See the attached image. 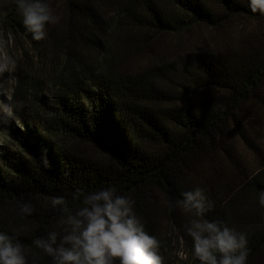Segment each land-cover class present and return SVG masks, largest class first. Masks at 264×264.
Masks as SVG:
<instances>
[{"label":"trees","instance_id":"16d2710c","mask_svg":"<svg viewBox=\"0 0 264 264\" xmlns=\"http://www.w3.org/2000/svg\"><path fill=\"white\" fill-rule=\"evenodd\" d=\"M50 4L61 20L49 26L45 40L35 41L21 22L15 0H0L5 44L12 38L33 48L53 70L61 65L51 74L49 99L40 100L41 87L31 81V95L22 96L23 111L16 116L21 127L12 124L3 130L0 230L18 236L28 264H52L32 243L59 219L49 197L63 195L74 206L71 194L76 190L115 185L135 200L136 214L145 230L159 239L167 264L175 260L166 251L172 239H185L192 250L187 221L175 200L182 191L203 187L211 206L207 218L246 233L248 264H264V208L258 202L264 165L256 173L241 170L226 144L230 126L239 129L238 112L264 88V31L258 43L242 40L238 51H190L152 73L130 77L121 72L129 55L144 53L155 36L186 32L194 25L219 30L234 19L264 23V14L252 13L247 0ZM150 189L163 196L162 214L174 227L172 237L156 225ZM21 202L33 205L30 216L19 213ZM178 264L199 261L190 255Z\"/></svg>","mask_w":264,"mask_h":264},{"label":"clouds","instance_id":"9594fccd","mask_svg":"<svg viewBox=\"0 0 264 264\" xmlns=\"http://www.w3.org/2000/svg\"><path fill=\"white\" fill-rule=\"evenodd\" d=\"M252 13L264 14V0H247ZM15 7L26 32L35 41L45 40L48 28L61 16L49 0H15ZM15 61H0V73L11 71ZM11 91L8 100L11 99ZM15 118L11 103L0 102V123ZM206 189L182 191L175 206L189 217L184 228L192 241V258L199 264H248L246 233L220 219H208ZM74 206L63 195L49 197L51 208L59 213L56 227L32 243L51 257L52 264H164L160 241L145 230L135 211V200L115 185L101 186L71 194ZM259 205L264 208V191ZM31 202H21L19 213L30 216ZM187 255L184 259H187ZM0 264H28L25 248L15 233L0 230Z\"/></svg>","mask_w":264,"mask_h":264},{"label":"rangeland","instance_id":"374dc122","mask_svg":"<svg viewBox=\"0 0 264 264\" xmlns=\"http://www.w3.org/2000/svg\"><path fill=\"white\" fill-rule=\"evenodd\" d=\"M49 1V4L53 2V0ZM213 8L219 12L215 5H213ZM53 9L61 16L56 7H53ZM263 31L264 23L260 20L252 19H234L219 30L203 25H194L186 32L181 30L176 34L155 37L146 35L145 31H141L140 34L142 36L149 39L154 37L153 46L140 55L138 53L129 55L126 62L122 64L121 72L128 74L130 77L141 73H150L157 67L168 65L170 62L175 61L179 53L183 54L190 51H204L207 49L228 52L238 51L242 46V40L248 41L246 39H251L252 44L254 42L258 43ZM5 58L14 60L15 67L11 71L0 73V102H8L14 106L15 118L10 119L7 123H0V143L5 138L3 133L5 128L12 124L17 125L19 128L21 127L16 116L23 111V108L19 106L22 96L25 93L31 95L32 90H29V83L31 81L38 82L41 87L38 97L40 100L42 97L47 100L51 93V74L61 68V65H59L58 69L56 68L57 70L55 68L53 70L48 62H41L35 55L33 48L27 44L24 46L23 43H16L11 38L8 41V45H6L5 38L1 35L0 61ZM10 90H12L11 99L8 100ZM201 94L206 95V93ZM187 100L185 99V103L188 102ZM237 118L239 129L230 126L226 144L231 155L241 165V170L256 173L264 165V88L261 90L258 99L254 98L245 104L242 111L238 112ZM206 169L209 171V167L206 166ZM149 201L156 203L154 211L159 231L171 232L172 237L175 234L174 227L170 228V225L164 221L162 214L163 196L157 189H150ZM177 210L182 219L187 221L189 217L183 214L180 209ZM167 248L169 249L166 250L167 253L175 258L174 261L167 264L186 262L191 255L190 247L185 239H172ZM185 255H187V259H184Z\"/></svg>","mask_w":264,"mask_h":264}]
</instances>
